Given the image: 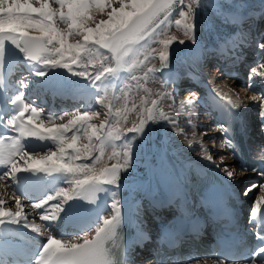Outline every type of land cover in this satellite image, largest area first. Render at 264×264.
Instances as JSON below:
<instances>
[{
  "label": "snow or ice",
  "instance_id": "snow-or-ice-1",
  "mask_svg": "<svg viewBox=\"0 0 264 264\" xmlns=\"http://www.w3.org/2000/svg\"><path fill=\"white\" fill-rule=\"evenodd\" d=\"M228 2L229 0H217L214 4L209 0H35L38 6H34L33 0H0V126L7 129L4 135H0V225H23L37 236L43 235L42 229L49 230L62 219L64 206L69 202L87 200L89 204H94L97 202V193L112 191L103 187L104 185H114L115 190H119L122 180L120 173L131 167L134 160L132 141L138 135L144 134L149 122L156 123L159 118L170 124L174 123L158 109L156 100L151 101V107H145L138 124L134 123L126 129L127 133L134 134L130 137H125L120 128L107 120L99 126L90 123V120L98 115L96 112L42 116L41 110L34 106V102L29 103L25 99L29 96V88L33 82L31 77L43 80L50 70L65 69L72 76L89 79L93 86L99 89L100 86L95 82L103 83L109 81L110 77H117L125 66V57L138 47H143V42L150 38L155 40L156 36L161 35L172 22L169 18L174 12L180 17H173L175 25L177 28L182 27L185 38L195 45L199 10L212 7L217 15L232 22L236 14L229 10ZM97 13L106 18L96 22L94 15ZM60 25L65 27L61 28ZM175 41L174 36L159 41L164 47L160 54L162 68L169 66L168 49ZM178 43L183 45L185 40L181 39ZM257 47L264 55V38L258 42ZM9 49L18 54V62L9 63ZM98 49L110 53L111 56L105 55L104 60H111L113 63H101L95 75L77 70L82 64L93 63L97 55L94 50ZM24 62H27L25 68L28 75L22 76L16 84L9 83L8 77L14 65ZM34 63L40 64L41 67H33ZM253 77H261L264 80V61L252 69L248 90H253L257 83ZM132 78L136 79L135 76ZM166 94L169 98L172 97L171 93ZM216 94L227 101L228 107L222 109L226 119L235 116L237 109L247 106L239 96L233 100L226 92L217 90ZM192 96H196V93L193 92ZM250 100L259 104V116L264 121V93L253 91ZM187 103L195 105L196 101L189 99ZM66 116L67 123H59L64 121ZM220 127L225 133L229 131L223 125ZM73 129L76 131L69 137L67 134ZM12 132L17 135H11ZM80 132H83V137L88 141L82 147L78 146V139L83 138L78 135ZM28 138L41 141L50 139L56 146L55 150L43 155L30 153L24 143ZM115 140H121L122 143H109ZM188 143L191 147L192 141ZM224 143L228 148L234 149L231 140L225 139ZM117 147L121 150L117 151ZM106 155L109 160L116 162L111 166L104 164L98 170L96 166L102 164ZM82 159L91 160L92 163H76ZM207 159L212 161L213 157L208 155ZM260 159L262 163L259 169L252 171L264 177V149L260 150ZM20 161H23V165ZM223 171L232 182L233 171H229L227 167ZM240 171L246 172L247 169L241 168ZM21 173L31 176H37V173H45L46 176L60 174V179L70 185L69 189L58 187L38 202L31 203L30 207L34 210L44 209L43 213H38L39 219L47 222L44 225L29 222L24 214L20 189L27 175L22 176ZM256 187H259L260 196L254 200L248 222L252 225L258 246L250 252L243 250L238 254L219 255L213 259V264H264V184L252 185L243 195L248 196ZM6 197L15 201L17 211L12 212L5 207ZM57 200L58 203L45 207L49 205V201ZM111 209L110 218H97L93 228L95 235L91 238L89 235L56 238L48 231L46 242L31 264H125L122 250L114 251L109 244L118 237L123 226L120 201L114 199ZM2 235L0 233V236ZM11 264L18 262L12 261ZM156 264H164V261L158 259ZM192 264L208 262L195 260Z\"/></svg>",
  "mask_w": 264,
  "mask_h": 264
},
{
  "label": "bare ground",
  "instance_id": "bare-ground-1",
  "mask_svg": "<svg viewBox=\"0 0 264 264\" xmlns=\"http://www.w3.org/2000/svg\"><path fill=\"white\" fill-rule=\"evenodd\" d=\"M261 5L262 4L254 5V7L251 8L252 10L250 9L251 13H254L255 18L260 17V13L256 10L262 7ZM243 17H244V14L242 15L241 13H239L235 15V18L232 20L235 22L234 25L237 29V33L229 34V35L223 34L221 37L223 39L222 41L221 40L216 41V39H214V42L215 43L217 42V45L209 46L207 49L208 50H219V49H227L230 47L234 48L235 46L245 47L247 46L248 41H250V39L252 38V31L254 32L256 40H259L262 36H264V32L260 30L261 28L260 29L258 28L259 30L256 27L253 28L252 30H247V31L242 30V27L239 25L241 24L242 22L241 20ZM32 34H36V33H32ZM202 51L203 49L199 52L198 56L195 57V60H193V63H196L198 60L201 67H203L202 65L203 62H202V56H199V55H202ZM12 59H13L12 56H10L9 60H12ZM182 64H183L182 65L183 67L181 71H178V72L173 71L169 67L168 68L158 67L159 71L157 72V74L159 75V79L157 80V84L155 86L151 85L149 88L148 87L145 88L143 86L144 89H138V88L136 89L133 86V81H130V85L128 86L126 84V86L129 89L131 88L132 90V94L128 100L129 102L128 107H125L123 104L122 108L118 110V113L116 115H114L112 122H111V124L120 128L124 132L125 137L128 135L130 136L134 135L133 133H127L126 129L128 127H131L134 124V122L139 123V117L141 114V112L139 111L140 97L141 95H143V92L145 91H150V93H155L161 98V104L163 105V108L166 111V115L169 117L170 120L174 121V123L170 124L168 121H166V126L164 127L166 138H165L164 143L160 146L156 145V143L150 138L146 128L144 129L143 135H138L137 138L132 141V147L134 150V160H133L131 167H129L126 171L123 170L125 181H126L125 188H128V189L127 191H124L123 193H121V190L119 189L117 192L121 194L119 195L118 193H115V196L112 195L111 197H109L111 195V192H108L106 195V197H109L108 201L111 200L113 202L114 199L122 201L124 198L129 196V194L131 193V190L135 191V190L140 189L141 187L143 188L144 187L143 183H141L139 186H137V184L133 185V183L136 182V179L139 176H141L143 179L147 178V183L150 189H155L157 193L159 192L160 186H164L165 184L169 185L170 188L172 189H175V188L181 189L182 186L178 180V173L180 172V169L183 172H185L187 169L183 167L188 166L191 160L208 161V162L214 161V159L212 161H209L207 157H205L204 155H200V153L206 154L210 147L214 148L215 146H218L220 147L219 150L221 149L220 151H223L222 150L224 148L223 141H225V139H224V131L220 127L222 124H218L216 127H211L212 124L209 122V119H211V117L213 116L209 114V110H207L205 107H202L198 104L200 102V98L195 100L196 101L195 105H189L187 103L188 100H185L186 103L181 106V112L187 115L188 121L189 122L192 121L190 122V124L194 127H197V126L201 127L204 124V120L208 121L209 128L207 127V131L203 133L206 139L202 137V134L194 135L192 139L187 138L183 132V128L180 126L177 112L172 109H169L167 106L168 95L166 93L173 94L174 91L177 90V87H178L177 82L179 80V77L185 73L183 70L188 71V68L190 67L187 65L186 60H183ZM234 64L238 65V70L234 68L232 73L236 71V73L240 76V78L245 76L243 75L245 73V71H243V68L246 66V64L241 66V61L237 62L236 60L234 61ZM32 66L36 68L41 67L40 64H36V63H34ZM215 68H216L215 70H218L219 65L218 67L216 66ZM14 70L15 69L13 68L11 73ZM40 70H43V69H40ZM52 70L49 71L48 76L45 79L43 80L40 79V81L42 82L49 81L50 73ZM24 71L27 72L26 68L24 69ZM197 72H199V69L197 70ZM72 77L73 78H70V79L72 80H75L74 78L77 79V77L75 76H72ZM193 77L194 79H197L196 74H194ZM207 78L208 77H205L202 81H204ZM171 80L174 81V83H170ZM226 80L228 81V79ZM235 80L237 81L239 80V78L236 77ZM141 81H143V79H141ZM214 81L215 82L207 83V87H209V89H216L218 91H221L222 93L226 92L233 100H236L237 96H239L240 100L243 101V103L247 105L246 107L242 106L241 108L237 109L236 112H241V122L245 124V127L251 128L253 123L257 121V117L260 111L259 105L250 100V97L252 96V94L250 96L248 95L249 98L247 99L246 94H244L245 92L242 93V91L240 90L241 93L244 94L245 96L239 95L236 92L235 88L233 87L234 90H232L231 89L232 86L230 84H227L225 80H222V79L218 80L214 78ZM16 82H11V83L16 84ZM145 84H149V83H145ZM61 89H63V87H61ZM97 89L98 88L94 87L93 84L86 83L85 91L87 93L83 92V96L85 98L84 102L91 103L94 100H96L95 93L97 92ZM52 91H54V89H52ZM201 96L203 95L200 94V97ZM101 100L103 101V103H101ZM101 100H97L96 105H100L101 107L104 103H106V106L108 107V103L110 101L107 100V96H105V98ZM117 101H118L117 99H114L113 109L112 107L110 108L111 112H113V110L115 111V108L118 107ZM77 112L81 113L80 111H77ZM250 116L251 117L253 116L252 118L255 119L253 122ZM67 135L70 137V134H67ZM79 136L83 137V132L79 134ZM251 136L255 142L259 140L258 138L259 132L257 133L256 130H251ZM203 138L206 140L205 144H202ZM79 141L81 142L82 145L88 142L86 137H83L82 139H78V142ZM189 141H192V144L197 143V146H200L199 147L200 149H205L204 150L205 152L196 153L194 146L191 145V147H189V143H188ZM49 142H53V141H51L50 139H45L42 141L43 144L39 142V144L35 147V150H41L44 148L46 150L50 149L51 148L50 145L47 144ZM111 142L115 143L114 141H109V143ZM257 143L260 144V142H257ZM116 145H120V144H116ZM78 146H81V145L78 144ZM116 150L120 151L121 149L117 147ZM219 150L217 151L219 152ZM110 154H111V149L109 148L108 155ZM209 155H211L210 152H209ZM226 155L227 153L222 155L223 160L229 163L231 167H233V163H232V161H234L233 157H231V160H232L231 161ZM85 161H86L85 163H88V164L92 163L91 160L85 159ZM115 162H116L115 160H109L108 156L106 155L103 159L102 164L97 165L96 167L99 170L104 164L108 165V164L115 163ZM21 165H23V163ZM40 176H43L45 178V181L44 182L37 181L35 182L33 186L36 190H46L49 187V185L52 183V180L50 178H54V175L46 176L45 173H40ZM65 184L69 185L66 181H65ZM21 185L24 186L22 183ZM22 206H23V211L26 212V213L24 212V214L33 218L32 220H28V221L34 222L35 224L40 225L38 223L39 221H36L34 219V218H37V214L35 210L32 209L30 205H28L27 202H23ZM134 217L136 221H140L142 224L143 217L141 216L140 211H136V212L134 211ZM65 222L66 220H61L60 227L57 230H55L54 233H58L62 229L70 230L69 225H67ZM19 226L22 229H24L26 232L32 233L30 229H26L22 225H19ZM74 230L75 229H71V231L74 232L76 235H81L80 233L77 234ZM0 233L3 234L2 236H0V264H11V262L15 260L24 261V257L26 254L35 251V249L32 248L30 245L19 242V239L15 235H13L10 231H8L6 228H0ZM5 240L9 242H16V243L12 244L11 246L10 244H7ZM142 261L144 262V264H149V261L146 258H143Z\"/></svg>",
  "mask_w": 264,
  "mask_h": 264
},
{
  "label": "rangeland",
  "instance_id": "rangeland-1",
  "mask_svg": "<svg viewBox=\"0 0 264 264\" xmlns=\"http://www.w3.org/2000/svg\"><path fill=\"white\" fill-rule=\"evenodd\" d=\"M233 2H234V0H232V1H230V2H228V5L231 7L232 6V4H233ZM237 2L239 3V7H240V11H242L243 9H245V8H247L249 5H251L252 4V7L251 8H253L254 7V5H257V4H260V0H237ZM263 2H264V0H263ZM33 4H34V6H38V4H36L35 3V0H33ZM232 8V7H231ZM251 8H247V9H245L244 11H242V12H240L242 15L244 14V16L247 14V13H249L250 14V16L252 17V21L253 20H255L256 18L258 19L259 17H254L255 15H254V13H251V11H249ZM234 13V12H233ZM253 14V15H252ZM214 13L212 12V15H209V17H210V27L213 29V30H216V28L217 27H219V25H218V23H216V19L214 18ZM258 16V15H257ZM201 17H202V15L199 13V28H198V31H197V36L199 37V38H201V40L203 41V42H205V44H208L209 42H211L212 41V39H211V36H212V34H213V32L211 31V34L209 35V36H207V30H208V28H209V26H208V28H207V26H205L203 29H202V27H203V25H206L207 24V22L206 21H203L202 23H201ZM102 18H106V17H102V15L101 14H99V13H97V14H95L94 15V20L96 21V22H99V20L100 19H102ZM260 19V18H259ZM256 22L258 21V20H255ZM228 22L227 21H223V22H221V24H224V25H226ZM248 24V23H247ZM263 24H264V21H263ZM232 25V24H231ZM92 26H94V24L92 25ZM248 25H245V27H247ZM60 27L61 28H64L65 26L64 25H60ZM252 28H248V29H244V31H247V30H252L253 28H257L258 26L257 25H255V24H253V26H251ZM259 27H261V23H260V26ZM236 28V27H235ZM258 29V28H257ZM260 29V28H259ZM258 29V30H259ZM177 29H174V30H172V31H176ZM243 30V29H242ZM171 30H168V31H166V33H165V38H163V37H158L157 39H156V41H155V43H156V47L154 48V49H150L149 48V51H153L154 52V54H155V58L156 59H160V54H161V52L162 51H164V47H163V44H161L159 41L160 40H165V39H168V38H170V37H176V41L174 42V43H172L171 45H170V47L171 48H176V47H178V46H180L181 44H179L178 43V41L179 40H181V37L179 36V35H182L181 33H179V35H178V32H177V34L175 33H173ZM217 31H218V29H217ZM220 31V30H219ZM263 31V30H262ZM264 32V31H263ZM252 37L255 39V35H254V32L252 31ZM264 36H262L260 39H262ZM259 39V40H260ZM221 41L223 40L222 38L220 39ZM256 40V39H255ZM185 43H191L189 40H187L186 38H185ZM171 48H169V49H171ZM208 48V47H207ZM207 48H205V47H203L202 49L203 50H207ZM168 49V50H169ZM201 49V50H202ZM251 50H252V48H251ZM99 51H100V53L101 52H103V51H105V50H103V49H98V50H96V52L97 53H99ZM140 51V50H139ZM141 52V51H140ZM147 52H148V50H147ZM240 53H242V50L240 51ZM104 54H105V52H104ZM198 54L199 53H197L196 54V57L198 56ZM111 56V54H109V57ZM199 56H202V55H199ZM240 56H241V54H240ZM151 59H153V57L151 56ZM151 59H149L148 60V63H146V64H144V62H145V60L143 59V55H142V53H140V55L136 58V62L134 63V64H132V63H130L129 61H128V57H125V61H124V68L123 69H125V71H127L128 72V76L131 74V73H137L138 72V70H139V68H141V69H144V70H147V72H149L150 73V71H149V69H154V67H155V60L153 59V60H151ZM101 63H104V64H109V63H113L111 60L109 61V60H104V55H100V54H97L96 55V58H95V60H94V62L93 63H88V65L87 66H84L85 64H82L81 66H80V68L79 69H77V70H79L80 71V69H81V71H86V73H88L89 71H87V70H95V71H93L92 72V74H90V75H95L96 74V71H97V69L100 67V64ZM244 64H246V66L248 65V63H244V62H242L241 63V66H243ZM260 63H259V60H258V63H256L255 62V64H254V67L252 68V69H254V68H257L258 67V65H259ZM216 67V66H215ZM83 68V69H82ZM59 69H56V71H58ZM236 70H238V68L236 69ZM54 71V70H53ZM243 71H245V73L243 74V75H246V73H247V70H245V69H243ZM131 72V73H130ZM68 73H70V72H67V75H69V78H73L72 77V75H71V73L70 74H68ZM75 80H77L76 78H74ZM140 81H138V89H144V87L146 88V87H150L151 86V84L145 79H143V81H141V79H139ZM224 80L226 81V83L227 84H231L234 88H235V90H236V92L239 94V95H244V94H246V98L248 99L249 98V96L251 95L250 93L248 94V90H244V89H246V86H238L237 85V83L238 82H235L234 83V79H232V81H227L225 78H224ZM92 82V81H91ZM145 83H149V84H145ZM127 84V86L128 85H130V81H126L125 82V85ZM257 84V86H259L258 85V83H256ZM144 86V87H143ZM183 86H188L187 84H184ZM241 87V88H240ZM97 88V87H96ZM234 88H231L232 90H234ZM243 89V90H242ZM242 91V93H244V94H242L241 93V91ZM184 91V94H186V93H193V92H195L196 93V95H197V90H195V89H188V90H183ZM117 93V95H118V98H117V100L119 99V96H120V100H119V106H118V108H122V106H123V104H124V106L125 107H128V100H129V98H130V96H131V91H130V89H128L126 86H124L123 84L120 86V88H119V90L116 92ZM104 94H108L109 96H110V91H109V89L108 90H105V91H103L100 95V97H99V99H102L103 98V96H104ZM249 95V96H248ZM245 96V95H244ZM112 97H114L113 95H112ZM104 98H105V96H104ZM116 98V97H115ZM118 104V103H117ZM137 104V103H136ZM170 106H172V108L174 107V105L171 103L170 104ZM95 107V111H97V113L99 114L100 112H102V111H105L106 109H107V107H106V105H102L101 107L100 106H94ZM78 111V110H77ZM76 111V112H77ZM72 113V112H71ZM179 117H181V119H183L182 118V116L181 115H179ZM251 117V116H250ZM253 117V116H252ZM251 117V120H252V122L255 120L254 118H252ZM98 123V122H97ZM94 125H95V122L93 123ZM208 124V128H209V123H207ZM183 127H185V126H183ZM201 129H203V128H201ZM184 130L186 131V132H191L190 130H189V128L188 127H185L184 128ZM207 130H205L204 132H203V130H200L199 128H196V129H194V133H188L187 135H188V137L189 138H191L192 136H194L193 134H198V135H201L200 133H205ZM202 133V135H204ZM191 134V135H190ZM207 138H209V137H207ZM206 139V138H205ZM206 141V140H205ZM200 146H198V148H199ZM216 147V148H215ZM214 148L213 147H210L209 148V150H208V152L206 153V154H203V153H200V155H204L205 157H207L208 155H209V152H210V154H211V156L213 157V158H215V151H217V150H219V148L220 147H218V146H215ZM198 148H197V145H195V149L198 151ZM48 150V149H47ZM199 150H201L200 152H205L204 150L205 149H200L199 148ZM221 150V149H220ZM218 152V151H217ZM212 154H214V155H212ZM215 160V159H214ZM222 160H223V158H222ZM216 162H218L217 160H216ZM226 162V161H225ZM24 202H25V200H24ZM12 206H14V205H12L11 204V206L10 205H6L5 207L6 208H8L10 211L12 210V212H14L15 210V206L14 207H12ZM18 210V209H17ZM27 217H29V216H27ZM32 218V217H31ZM33 219V218H32ZM32 219H30V220H32ZM35 219V218H34ZM36 221H39L38 219L36 220ZM40 222V221H39ZM23 226V225H22ZM77 234H78V232H76Z\"/></svg>",
  "mask_w": 264,
  "mask_h": 264
},
{
  "label": "water",
  "instance_id": "water-1",
  "mask_svg": "<svg viewBox=\"0 0 264 264\" xmlns=\"http://www.w3.org/2000/svg\"><path fill=\"white\" fill-rule=\"evenodd\" d=\"M152 100H156L157 101V105H158V109L163 111V109L160 108L158 98L152 97L151 100H150V102ZM151 106L152 105L150 103L147 107H151ZM161 121H163V120H159V118H158L156 123L149 122L147 124V126H148V128L150 130L151 135H153V133H154L158 139H162L163 138V135H164L163 132H162V128H161Z\"/></svg>",
  "mask_w": 264,
  "mask_h": 264
}]
</instances>
